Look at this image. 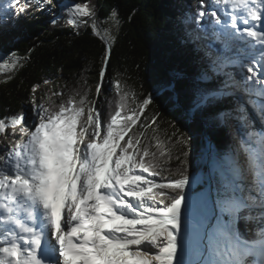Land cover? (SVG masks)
<instances>
[{"label": "snow or ice", "instance_id": "1", "mask_svg": "<svg viewBox=\"0 0 264 264\" xmlns=\"http://www.w3.org/2000/svg\"><path fill=\"white\" fill-rule=\"evenodd\" d=\"M9 3L14 19L0 14V31L10 22L15 28L30 5L45 11L54 7L52 0ZM212 4L216 8L209 11L201 0L196 27L178 37L181 46L192 45L191 67L170 68L150 92H137L112 78L115 38L105 29L107 51L94 94L86 83H77L70 96L54 91L56 101L48 99L47 107L38 96L31 117L21 112L0 118V131L8 132L10 123L11 135L24 138L0 156L15 168L14 174L0 170V222L18 229L0 240V264H264V230L261 239L249 241L239 229L241 219H253L242 214L258 198L264 205V0ZM221 6L230 13L227 27L260 46L258 60L242 64L229 55L230 46L219 33L209 38L207 26L201 28L205 20L218 19ZM117 11L113 6L109 15ZM65 14L67 24L79 29L97 13L76 3ZM59 21L54 17L51 24ZM91 27L97 28L95 19ZM236 65L239 69L232 70ZM17 67L13 61L11 68ZM140 81L142 89V76ZM182 83L193 86L194 98L182 99ZM105 91L115 94L113 101L102 95ZM160 99L179 110L187 124L202 127L201 135L213 149L207 180L189 173L192 137L177 131L175 123L169 122L175 151H161L160 159L143 146L144 128L162 117ZM150 108L155 110L147 115ZM221 133L229 138L223 163L216 161L221 150L212 139ZM193 249L199 251L196 260Z\"/></svg>", "mask_w": 264, "mask_h": 264}, {"label": "trees", "instance_id": "2", "mask_svg": "<svg viewBox=\"0 0 264 264\" xmlns=\"http://www.w3.org/2000/svg\"><path fill=\"white\" fill-rule=\"evenodd\" d=\"M76 4H88L99 15L97 28L93 30L92 23L74 29L67 24L68 16L65 10L69 7L65 2L60 3L56 9V15L60 21L52 25L54 17L45 14L42 7L29 6V10L20 16L24 19V26L20 31L8 23L7 30L0 31V49L4 52L17 54L21 60H28L13 76L4 79L0 83V117L9 118L21 112L27 114L26 101L32 97V89L39 85L36 93L44 98L56 101L52 93L60 91L65 96H70L77 83L87 84L95 93V87L99 81V69L103 64V55L107 51L108 40L104 35L105 29L115 39L110 53L109 71L113 79L121 81L122 86L135 91L150 92L167 71L179 65L191 67V44L186 48L179 43V35L192 27L194 29V14L198 10L201 1L190 4V0H180L189 6L188 14L190 21L187 26L184 21L176 19L174 1L177 0H68ZM35 0H33V3ZM205 8L211 11L216 8L212 0H204ZM113 6H118L116 16H110ZM182 8V6H179ZM187 8H182L186 10ZM218 19L209 18L205 20L201 28L207 26L206 32L211 38L212 33H219L221 41H226L230 46L229 55L239 59L243 64H249L252 51L243 37L230 34H221L218 24L227 23L228 15L223 6L216 9ZM0 14L9 20L14 19L12 5L7 1L0 4ZM133 17V19H129ZM87 22L90 19L86 18ZM187 19V18H186ZM188 28V29H187ZM73 31L76 34L73 35ZM99 32V35L95 33ZM7 37H13L7 40ZM206 40L204 43H208ZM219 46V45H218ZM255 50V49H253ZM259 51H254L257 54ZM139 64V69L136 65ZM234 66L232 70H238ZM143 77V88L140 87V77ZM61 79V83L59 82ZM219 79L217 78V82ZM54 84V90L43 91L46 84ZM107 87V86H106ZM192 85L182 83L178 85L182 99L193 97ZM35 93V94H36ZM109 101L114 100V93L103 92ZM162 112V117L154 124L144 128V134L140 137L143 146L148 147L150 152L168 154L175 151L172 143V126L170 121L179 126L177 131L183 129L192 137L191 150L189 152V173L195 177L200 171H206L205 154L207 142L203 139L202 127L189 125L181 117V112L166 104L163 99L157 100ZM107 112V103H105ZM155 109L146 110L147 115ZM145 117L142 116L141 120ZM9 123L7 127L9 128ZM139 126V122H138ZM135 131V129H133ZM127 139V137H126ZM178 139V137H177ZM215 147L221 151L216 158L224 162L223 152L229 138L227 134L221 133L212 137ZM148 159V158H145ZM174 167L176 161H171ZM160 182V181H158ZM166 182V181H164ZM198 190V187H197ZM261 200L259 201V203ZM251 221L241 219L239 229L241 238L254 241L261 238L260 232L264 230V208L261 210L249 209ZM256 259L249 257V260Z\"/></svg>", "mask_w": 264, "mask_h": 264}, {"label": "rangeland", "instance_id": "3", "mask_svg": "<svg viewBox=\"0 0 264 264\" xmlns=\"http://www.w3.org/2000/svg\"><path fill=\"white\" fill-rule=\"evenodd\" d=\"M6 1H8L9 2V0H0V4H2V3H4V2H6ZM174 1V0H173ZM201 0H190V4H194L195 2H200ZM62 2H65L69 7L71 6V5H74L73 3H71V2H69L68 0H52V4L54 5V7H52V6H49V10H47V11H45V10H43V12L45 13V14H47V15H49V16H51V17H54L55 15H56V9H57V7H59V5H60V3H62ZM174 6H175V12H176V19L178 20V21H184V20H186V18H187V20H188V18H189V14H188V8H189V6L186 4V6H185V4H183L180 0H177V1H174ZM179 6H182V8H187L186 10H182V8H180ZM228 16L230 15V13L229 12H227L226 13ZM98 14H96L93 18H91L90 20H89V22H87V24H89V23H92V20L93 19H95V21L97 22V19H98ZM240 17V16H239ZM242 18H245L244 16H241ZM16 22V27H15V29L17 30V31H20L22 28H23V26H24V19H22V18H20L19 17V20L18 21H15ZM184 23H185V21H184ZM186 24V23H185ZM187 26H189L188 24H186ZM194 27H196V25L194 26ZM256 27H257V25H256ZM190 29H192V27H189ZM218 31L221 33V34H225V35H227V34H230V35H233V36H236V34L232 31V29L230 28V27H227V23H225V24H222V25H220V24H218ZM188 29V28H187ZM189 30V29H188ZM257 30H259V28L257 27ZM237 37H243V39H244V41L248 44V46H250V47H253V48H250L251 49V51H252V54H251V56L249 57L250 59L249 60H257V59H259V54H260V52H258L257 54H255L256 56H258V57H254L255 55H254V51L255 50H257V51H260V46L257 44V43H255L254 42V40H252V39H250V38H248L247 36H237ZM13 37H7V40H10V39H12ZM1 43H2V40L0 41ZM191 47H192V45H191ZM253 49H255V50H253ZM13 61H15L17 64H18V67L17 68H15V69H13V68H11V64L13 63ZM28 62V60L26 61V60H21L20 59V57L17 55V54H15V53H11V52H9V53H7V52H4V51H2L1 49H0V83L4 80V79H7L6 77H8L10 74H16L17 73V71L19 70V68H21L22 66H23V64H25V63H27ZM243 64V63H242ZM4 65H7V67H3ZM236 66H238L239 67V65H236ZM5 76V77H4ZM59 82L61 83V79H59ZM57 83H54V84H46V87H45V89H43V91H49V89L52 91V90H54V88H55V85H56ZM248 87H252V85H247ZM103 94H105V93H102V95ZM40 94H38V93H36L35 94V97L34 96H32L29 100H27L26 101V108H27V115L29 116V117H31V115H32V102L34 101V100H36V98L39 96ZM1 118V117H0ZM26 124H28V121L26 122V123H24V126H26ZM20 130V128H18V126L15 128V132L16 133H19V130ZM10 130H13L12 128L11 129H9L8 128V132H10ZM8 132H4V131H0V148L1 147H3V148H6V147H8V145H7V143H5V138H7V137H9L8 136ZM212 149V148H211ZM212 152H213V149L211 150V152H210V154H212ZM5 155V150H4V152H3V156ZM206 164H207V161H206ZM7 167H8V169L9 170H11L12 171V174H14V172H15V168H14V165H7ZM199 175H201L202 176V174H199ZM207 178V177H206ZM209 178V177H208ZM207 178V179H208ZM206 179V180H207ZM259 201H260V198H258L257 199V202H256V204L252 207V208H250V209H255L256 211H258V210H261V209H263L264 208V205H262L261 204V202L259 203ZM259 240V239H258ZM179 251L181 250V249H178ZM178 251V252H179ZM193 252H195V254H196V259L198 258V256H199V253H196L197 251L195 250V249H193ZM195 259V260H196Z\"/></svg>", "mask_w": 264, "mask_h": 264}, {"label": "bare ground", "instance_id": "4", "mask_svg": "<svg viewBox=\"0 0 264 264\" xmlns=\"http://www.w3.org/2000/svg\"><path fill=\"white\" fill-rule=\"evenodd\" d=\"M7 2V1H6ZM238 14V16H244V13H242V12H238L237 13ZM242 18V17H241ZM257 27L259 28V25H257ZM250 85V84H249ZM17 132V131H16ZM8 139H9V137H7V138H5V143H7L8 144ZM2 150H3V152H4V149L2 148ZM3 152H1V148H0V153H3ZM216 161H217V159H216ZM1 164L4 166V167H6L5 166V164L3 163V161H1ZM212 164H213V160H212V155H211V157H210V159H209V170H210V172H211V174H212ZM259 166V154L257 153V167ZM6 169H7V167H6ZM7 171H8V169H7ZM251 175H249V181L251 180ZM4 226V223H2V222H0V227H3ZM196 250V249H195ZM179 251V250H178ZM181 251V250H180ZM180 251L178 252V256H179V254H180ZM197 252L196 253H199V251L198 250H196ZM193 260H195L196 259V254H195V252H192V257H191Z\"/></svg>", "mask_w": 264, "mask_h": 264}, {"label": "water", "instance_id": "5", "mask_svg": "<svg viewBox=\"0 0 264 264\" xmlns=\"http://www.w3.org/2000/svg\"><path fill=\"white\" fill-rule=\"evenodd\" d=\"M99 16V15H98ZM14 74L12 73V74H10L8 77H10V76H13ZM5 77V76H4ZM8 77H6V78H8ZM211 148L209 147V145L207 144V147H206V154H205V165H206V171L205 172H202V171H200L199 172V174H202V177L206 180L210 175H212L211 174V172H210V170H209V159H210V157H211V154H210V152H211ZM217 159V158H216ZM206 161H207V164H206ZM217 162H219V163H221V161H219L218 159H217ZM198 174V175H199ZM207 177V178H206Z\"/></svg>", "mask_w": 264, "mask_h": 264}]
</instances>
